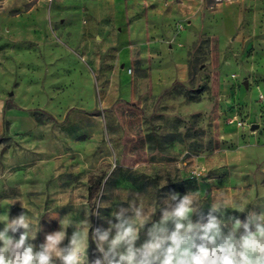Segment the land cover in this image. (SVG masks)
Listing matches in <instances>:
<instances>
[{"label": "rangeland", "instance_id": "1", "mask_svg": "<svg viewBox=\"0 0 264 264\" xmlns=\"http://www.w3.org/2000/svg\"><path fill=\"white\" fill-rule=\"evenodd\" d=\"M103 9L113 13L120 61L105 89L81 46ZM155 36L181 43L187 80L135 105L145 129L127 131V41ZM165 62L159 72L169 73ZM262 75L264 0H0V221L9 209L10 218L25 211L39 250L67 218L56 249L87 229L91 264L103 258L96 228H140L139 208V248L173 191L199 192L194 205L205 215L220 193L264 210ZM154 111H174L184 128L156 132Z\"/></svg>", "mask_w": 264, "mask_h": 264}, {"label": "clouds", "instance_id": "2", "mask_svg": "<svg viewBox=\"0 0 264 264\" xmlns=\"http://www.w3.org/2000/svg\"><path fill=\"white\" fill-rule=\"evenodd\" d=\"M164 183L166 186L167 182ZM198 197L199 192L189 191L182 196L181 192L173 191L163 198L166 207L161 218L147 229L149 239L139 248L135 241L139 239L140 228L145 227L139 208L136 216L140 228L127 221L106 230L96 228L94 234L99 238L96 250L103 258L98 257L91 264H264V210L249 208L245 196L226 198L220 193L205 215L202 205L200 208L194 205ZM172 201L176 203L173 205ZM122 212L116 214L118 220ZM218 212L220 217L214 215ZM0 222L4 225L0 230V264H54L53 254L60 264H84L87 259L90 246L87 229L74 232L66 247L60 250L55 247L66 237L65 230L71 223L67 218L61 221L65 230L47 235L39 250H35L34 243L39 229L30 230L32 221L25 211L10 218L9 209ZM112 227L117 231L110 239Z\"/></svg>", "mask_w": 264, "mask_h": 264}, {"label": "crops", "instance_id": "3", "mask_svg": "<svg viewBox=\"0 0 264 264\" xmlns=\"http://www.w3.org/2000/svg\"><path fill=\"white\" fill-rule=\"evenodd\" d=\"M96 18L88 22L81 46L85 57L92 62L93 79L100 85V88H112L114 87L113 66L120 62L113 50L116 44V37L111 33L113 13L103 9L97 13ZM91 36L95 41H92ZM170 39L168 41L155 36L154 38L149 37L146 41L136 42L133 39L127 41V131L145 129L143 112L135 105L141 107L147 100L170 88L173 82L187 80L186 50L176 39ZM103 59L109 64L104 66L101 63ZM165 61L171 66L169 73L159 72L161 66L166 63ZM103 82L107 83L106 86ZM260 92L261 94L264 92V87H259ZM229 99H231L230 96ZM172 113L174 114V111L166 115L162 112H153L152 123L156 132L172 134L181 132L184 122L177 116H172ZM30 118L32 121L29 120V123L36 126V122L32 117ZM231 125L227 127L230 128Z\"/></svg>", "mask_w": 264, "mask_h": 264}, {"label": "built area", "instance_id": "4", "mask_svg": "<svg viewBox=\"0 0 264 264\" xmlns=\"http://www.w3.org/2000/svg\"><path fill=\"white\" fill-rule=\"evenodd\" d=\"M237 124H238V126H243L244 125L242 121H238Z\"/></svg>", "mask_w": 264, "mask_h": 264}, {"label": "water", "instance_id": "5", "mask_svg": "<svg viewBox=\"0 0 264 264\" xmlns=\"http://www.w3.org/2000/svg\"><path fill=\"white\" fill-rule=\"evenodd\" d=\"M256 126H257V125H256V124H254V125H253V128H255Z\"/></svg>", "mask_w": 264, "mask_h": 264}]
</instances>
